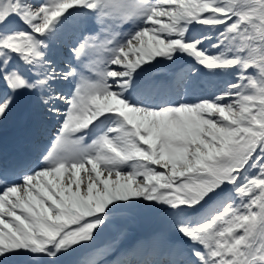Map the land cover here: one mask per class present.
Returning <instances> with one entry per match:
<instances>
[{"label":"snow or ice","instance_id":"obj_1","mask_svg":"<svg viewBox=\"0 0 264 264\" xmlns=\"http://www.w3.org/2000/svg\"><path fill=\"white\" fill-rule=\"evenodd\" d=\"M0 264H264V0H0ZM155 209L168 231L100 238Z\"/></svg>","mask_w":264,"mask_h":264},{"label":"rangeland","instance_id":"obj_2","mask_svg":"<svg viewBox=\"0 0 264 264\" xmlns=\"http://www.w3.org/2000/svg\"><path fill=\"white\" fill-rule=\"evenodd\" d=\"M156 213V214H155ZM138 217H141V220H147L148 218L151 219L152 221L155 220L157 217V210L155 209H144V210H139L137 214H124L122 217H120L119 221H126V222H138ZM159 226L162 230L165 232L168 231L169 228V221L168 219L162 215L159 219ZM153 237L150 236L148 237V240H150Z\"/></svg>","mask_w":264,"mask_h":264},{"label":"bare ground","instance_id":"obj_3","mask_svg":"<svg viewBox=\"0 0 264 264\" xmlns=\"http://www.w3.org/2000/svg\"><path fill=\"white\" fill-rule=\"evenodd\" d=\"M69 261H70V260H68V259L66 260L67 263H68Z\"/></svg>","mask_w":264,"mask_h":264}]
</instances>
